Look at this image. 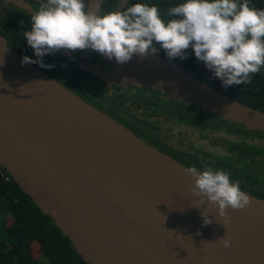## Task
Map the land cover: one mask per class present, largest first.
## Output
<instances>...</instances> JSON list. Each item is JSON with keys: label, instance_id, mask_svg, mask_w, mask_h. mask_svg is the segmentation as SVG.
Returning <instances> with one entry per match:
<instances>
[{"label": "water", "instance_id": "1", "mask_svg": "<svg viewBox=\"0 0 264 264\" xmlns=\"http://www.w3.org/2000/svg\"><path fill=\"white\" fill-rule=\"evenodd\" d=\"M21 57L0 34V165L86 262L264 264V209L250 202L228 208L225 223L207 201L192 207L199 198L190 191L188 166ZM105 59L132 73L90 67L109 88L150 86L264 131L263 111L166 58ZM249 196L264 206V199ZM201 209L211 224L202 223Z\"/></svg>", "mask_w": 264, "mask_h": 264}, {"label": "clouds", "instance_id": "2", "mask_svg": "<svg viewBox=\"0 0 264 264\" xmlns=\"http://www.w3.org/2000/svg\"><path fill=\"white\" fill-rule=\"evenodd\" d=\"M103 0H43L30 16L24 43L35 59L23 55L21 63L45 64L46 55L61 50H88L117 64L128 63L133 55L147 56L164 51L169 61L187 58V50L203 64L223 88L244 85L264 68V9L249 6V0H176L165 16L150 0L131 3L123 10L101 12ZM158 45V47H157ZM193 178L191 193L199 198L192 207L207 201L228 223L226 209L240 210L250 202L249 194L230 173L212 167L186 169ZM202 223H212L200 211ZM224 248L230 240L221 238Z\"/></svg>", "mask_w": 264, "mask_h": 264}, {"label": "flooded vegetation", "instance_id": "3", "mask_svg": "<svg viewBox=\"0 0 264 264\" xmlns=\"http://www.w3.org/2000/svg\"><path fill=\"white\" fill-rule=\"evenodd\" d=\"M42 2L43 0H0V34L4 37L7 45L21 56L27 55L35 59L32 49L24 43L23 33L30 29V16L39 9ZM105 2L107 1L103 0L100 5L101 12L117 10L119 0L113 9H108ZM43 62L54 64L55 67L48 69L34 65L111 118L113 117L108 113V110L113 115H122L129 126L131 124L135 129H138L137 131H145L149 139L146 141L147 143H151L168 155L171 152L193 153L194 155V152H188L167 143L161 135L162 131L169 132L171 129H183L182 134H184V129H186L190 137L198 135V137L208 140H217L221 137L219 140L225 138L228 139L227 141L233 142L223 143V147L231 146V144L234 146V143H247L256 146L260 148V151L258 150L260 154L240 150L236 146L234 148L231 146L230 151L236 155V158H242L245 162L259 161L264 168V131L249 128L242 122L226 121L219 113L206 111L195 103L171 98L162 99V97L153 95L150 86L113 83L109 88L103 80L89 70L90 67L98 66L108 69L123 77L132 76V73L111 64L99 53L88 50L71 53L61 50L55 55H46ZM135 103L139 104L138 109H135ZM168 118L175 122L173 123ZM127 128L131 130L130 127ZM216 129L219 130L220 137L214 135ZM177 130L176 132L180 134ZM210 130V133L205 132ZM202 131L206 134L202 135ZM132 132L136 134L134 131ZM222 132H226L227 136ZM228 135L231 139L228 138Z\"/></svg>", "mask_w": 264, "mask_h": 264}, {"label": "trees", "instance_id": "4", "mask_svg": "<svg viewBox=\"0 0 264 264\" xmlns=\"http://www.w3.org/2000/svg\"><path fill=\"white\" fill-rule=\"evenodd\" d=\"M106 1L105 4L108 9H113L117 5V0ZM120 2L121 0L118 2L117 9L120 7ZM130 2H143V0H130ZM150 2L155 3L161 15L165 16L167 8L175 4L176 0H150ZM125 3L126 0L120 10L124 9ZM249 6L264 9V0H249ZM187 52L186 59L180 60L177 58L171 61L215 89L264 112V68L260 72L253 74L247 84L223 88L220 81L213 78L203 64L195 60L191 50L189 49ZM156 54L168 59L162 49H159ZM138 108L139 104L135 103V109ZM108 113L118 122L130 127L144 141L149 140L145 131H137L138 129H135L131 124L129 126L122 115H113L109 110ZM168 120L170 119L168 118ZM144 129L146 130L145 127ZM201 134L205 135L206 133L202 131ZM219 139L208 140L214 147L220 148V151H222L221 155H217L219 157H208L205 153L199 154L196 152H194L195 156L193 153L181 154L176 152H171L169 155L188 167L222 169L230 173L232 179L240 182L242 190L250 195L264 199V168L259 161H252V165V162L248 163L242 158H236V155H233L230 151L232 144L228 147L222 146L223 143L230 144L233 142L227 141L228 139L225 138ZM233 145L232 148L236 146L240 150L260 154V148L256 146L247 143H234ZM226 160L231 162V164L226 163ZM237 164L241 165L242 168H238ZM2 169L7 178L0 176V264H90L75 250L69 237L61 232L49 216L41 212L33 203L31 197L17 185L3 167ZM8 220H10L9 223L7 222ZM34 244L41 251L37 257L33 255L32 251ZM41 257H45L47 262H44Z\"/></svg>", "mask_w": 264, "mask_h": 264}, {"label": "rangeland", "instance_id": "5", "mask_svg": "<svg viewBox=\"0 0 264 264\" xmlns=\"http://www.w3.org/2000/svg\"><path fill=\"white\" fill-rule=\"evenodd\" d=\"M110 88H111V86H110ZM152 93H153V95H155L157 97H160V98L162 97V99L171 98V99H174V100H177V99L178 100H182L179 97H177L176 95L166 94V93L160 92V91H158V90H156L154 88H152ZM202 109H204L206 111H211V110H208L206 108H202ZM220 116L222 118L226 119V121L229 120L226 117H223L221 114H220ZM234 122H236V121H234ZM176 130L171 129V131H169V132L162 131L161 132V135H162L163 139L167 143H169L171 145H176L178 148H181V149H183L185 151H188V152H198L200 154L205 153L208 157H210V156L211 157H214V156L219 157L217 155H221L222 154V151H220V148L214 147L213 144H211L210 142H208V139H206L204 137H201L200 138V137H198V135H195V136L190 137V135H188L189 133L186 131V129H184V134H182L183 133V129L177 130L180 134H178L176 132ZM211 130H213V129H211ZM211 130L210 131H205V132L206 133H210ZM214 131H216L214 133V135L217 136V137H219V135H218L219 134V130L216 129ZM222 133L227 136V133L226 132H222ZM228 138L231 139L230 138V135H228ZM225 162L228 163V164H231V162H229L227 160ZM252 165H253V163H252ZM237 167L238 168H242V166L239 165V164H237ZM10 220H8L7 222L9 223ZM32 251H33V255L36 256V257L39 256V254L41 252L40 249H39V247L36 244H34L32 246ZM41 259L44 262H47V260H46L45 257H41Z\"/></svg>", "mask_w": 264, "mask_h": 264}, {"label": "built area", "instance_id": "6", "mask_svg": "<svg viewBox=\"0 0 264 264\" xmlns=\"http://www.w3.org/2000/svg\"><path fill=\"white\" fill-rule=\"evenodd\" d=\"M0 176L3 178H7V175L5 174L4 170L2 169V166L0 165Z\"/></svg>", "mask_w": 264, "mask_h": 264}, {"label": "bare ground", "instance_id": "7", "mask_svg": "<svg viewBox=\"0 0 264 264\" xmlns=\"http://www.w3.org/2000/svg\"><path fill=\"white\" fill-rule=\"evenodd\" d=\"M250 203H252V204H254V205H256V206H258V207H260V208H262V209H264V206H262V205H260V204H258L257 202L255 203V202H252V201H250Z\"/></svg>", "mask_w": 264, "mask_h": 264}]
</instances>
